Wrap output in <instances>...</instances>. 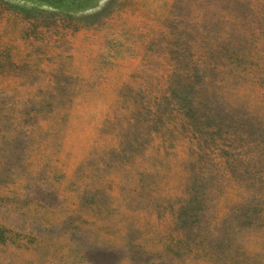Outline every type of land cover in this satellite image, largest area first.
I'll return each mask as SVG.
<instances>
[{
  "label": "rangeland",
  "instance_id": "374dc122",
  "mask_svg": "<svg viewBox=\"0 0 264 264\" xmlns=\"http://www.w3.org/2000/svg\"><path fill=\"white\" fill-rule=\"evenodd\" d=\"M0 264H264V0H0Z\"/></svg>",
  "mask_w": 264,
  "mask_h": 264
},
{
  "label": "trees",
  "instance_id": "16d2710c",
  "mask_svg": "<svg viewBox=\"0 0 264 264\" xmlns=\"http://www.w3.org/2000/svg\"><path fill=\"white\" fill-rule=\"evenodd\" d=\"M6 1H8V3H11V2H13V0H6ZM15 5H17V6H15V5H13V4H11V5H13V7L14 8H16V10H21V8H19L18 7V4L15 2L14 3ZM181 101H182V103L185 105V106H189L188 105V98H187V96L186 95H184L182 98H181Z\"/></svg>",
  "mask_w": 264,
  "mask_h": 264
}]
</instances>
